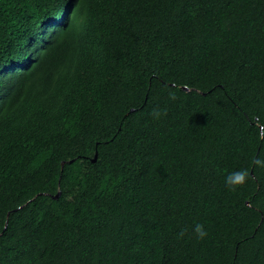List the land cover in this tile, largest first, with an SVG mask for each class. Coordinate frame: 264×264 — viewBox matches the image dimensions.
<instances>
[{"label": "trees", "instance_id": "obj_1", "mask_svg": "<svg viewBox=\"0 0 264 264\" xmlns=\"http://www.w3.org/2000/svg\"><path fill=\"white\" fill-rule=\"evenodd\" d=\"M0 264H264V0H0Z\"/></svg>", "mask_w": 264, "mask_h": 264}, {"label": "clouds", "instance_id": "obj_2", "mask_svg": "<svg viewBox=\"0 0 264 264\" xmlns=\"http://www.w3.org/2000/svg\"><path fill=\"white\" fill-rule=\"evenodd\" d=\"M96 157H97V155H96ZM95 160H96V158H94V161H95ZM230 179H238V180L242 181V180L244 179V173H243V172H236V173H233V174H231ZM59 193H60V192H59ZM59 193H58V194H59ZM196 231L198 232V234H199L200 236L205 235V233L203 232L201 226H199V225H197Z\"/></svg>", "mask_w": 264, "mask_h": 264}, {"label": "water", "instance_id": "obj_3", "mask_svg": "<svg viewBox=\"0 0 264 264\" xmlns=\"http://www.w3.org/2000/svg\"><path fill=\"white\" fill-rule=\"evenodd\" d=\"M186 90H188V89H186ZM59 195H60V193L57 195V197H59Z\"/></svg>", "mask_w": 264, "mask_h": 264}, {"label": "rangeland", "instance_id": "obj_4", "mask_svg": "<svg viewBox=\"0 0 264 264\" xmlns=\"http://www.w3.org/2000/svg\"><path fill=\"white\" fill-rule=\"evenodd\" d=\"M62 17V16H61Z\"/></svg>", "mask_w": 264, "mask_h": 264}]
</instances>
